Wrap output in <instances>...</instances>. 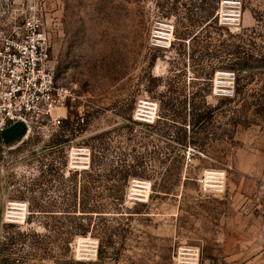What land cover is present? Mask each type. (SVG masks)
<instances>
[{"label":"rangeland","instance_id":"rangeland-1","mask_svg":"<svg viewBox=\"0 0 264 264\" xmlns=\"http://www.w3.org/2000/svg\"><path fill=\"white\" fill-rule=\"evenodd\" d=\"M28 1L77 97L63 128L0 136V264H64L51 239L4 245L55 220L93 229L79 264H264V61L224 66L264 53V0Z\"/></svg>","mask_w":264,"mask_h":264},{"label":"built area","instance_id":"built-area-1","mask_svg":"<svg viewBox=\"0 0 264 264\" xmlns=\"http://www.w3.org/2000/svg\"><path fill=\"white\" fill-rule=\"evenodd\" d=\"M0 8L10 17L0 23V129L15 122L27 130L60 128L68 103L77 96L56 79L49 35L37 5L27 0L14 6L4 0Z\"/></svg>","mask_w":264,"mask_h":264},{"label":"trees","instance_id":"trees-1","mask_svg":"<svg viewBox=\"0 0 264 264\" xmlns=\"http://www.w3.org/2000/svg\"><path fill=\"white\" fill-rule=\"evenodd\" d=\"M250 32L254 33V34H259L255 27L251 28L249 30ZM260 35V34H259ZM249 43L241 46V45H236L234 46V48L232 49L231 55H232V59H229L227 61V63H225V67L227 69H231V70H235L238 73L242 72L246 67H239V61L240 60H244L243 65L247 64L246 62L249 60H260V61H264V53H260L257 57H254V53L249 49V44L251 42V40L248 41ZM236 91L238 90V88L235 89ZM204 114L199 113L198 116H202ZM77 120L80 119L82 122L78 123V121H75V123H78V126L80 124L84 123V118L80 117V118H76ZM74 122V121H73ZM70 123V121L68 122ZM71 126V123L69 124ZM63 122L60 126V128H63ZM75 129V127H74ZM1 136V135H0ZM58 138V139H57ZM1 140V139H0ZM53 141L55 140V142L60 143L63 142L64 139H62L61 137L56 136L54 139H52ZM83 212V214L88 215L91 211L89 209H87L86 211H81ZM34 211L32 209L29 210V212L27 213V215H34ZM44 215H49L51 218L55 219L57 216H55L57 212L55 211H51L48 214H46V212H44ZM30 216H28L29 218ZM29 221V220H27ZM43 228H44V232L40 233L38 231H36L34 228L32 227H28L25 230L22 231H16L14 234L12 235H8V237H6V241L4 242V245L9 243H12L13 241H21V240H32L31 242L37 241L38 244H42L46 239H51L49 241H52L56 244V247H58L60 249V252L62 255V259H64V264H79V262H75L73 261V259L71 258V256H65L66 252L69 251V246H70V242L71 239L73 237L74 234L76 233H92L93 229L90 227L89 223L87 224H83V223H79L78 225H74V226H65L62 225L61 223L57 222L56 220L54 221L53 224H48V223H42ZM102 244H99L98 247V253L99 256L102 255ZM4 248L1 249V251H3Z\"/></svg>","mask_w":264,"mask_h":264},{"label":"water","instance_id":"water-1","mask_svg":"<svg viewBox=\"0 0 264 264\" xmlns=\"http://www.w3.org/2000/svg\"><path fill=\"white\" fill-rule=\"evenodd\" d=\"M24 125L20 122L12 123L0 131V135L5 142H10L24 132Z\"/></svg>","mask_w":264,"mask_h":264},{"label":"bare ground","instance_id":"bare-ground-1","mask_svg":"<svg viewBox=\"0 0 264 264\" xmlns=\"http://www.w3.org/2000/svg\"><path fill=\"white\" fill-rule=\"evenodd\" d=\"M160 33V32H159ZM162 33V32H161ZM163 34V33H162ZM170 35V34H169ZM168 38V37H167ZM170 38V37H169ZM166 39V38H165ZM169 41V40H168ZM166 43V42H165ZM85 153L82 151V150H80V149H75L74 151H73V158L74 159H84L82 156L80 157L79 155H84ZM78 163H80V162H78ZM216 172H209V178H215V176H216ZM16 204H20V203H16V202H12L11 203V205H16ZM80 240H81V238H80ZM83 240V239H82ZM85 240V239H84Z\"/></svg>","mask_w":264,"mask_h":264}]
</instances>
